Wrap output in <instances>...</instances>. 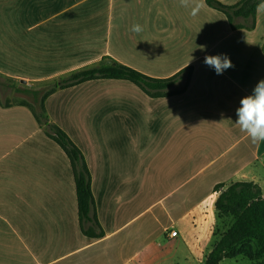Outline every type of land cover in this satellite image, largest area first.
I'll use <instances>...</instances> for the list:
<instances>
[{"label":"crops","instance_id":"obj_1","mask_svg":"<svg viewBox=\"0 0 264 264\" xmlns=\"http://www.w3.org/2000/svg\"><path fill=\"white\" fill-rule=\"evenodd\" d=\"M195 2L0 0V74L12 80H53L104 57L160 79L191 67L187 87L167 96L98 78L45 99L48 120L83 154L99 238L81 231L64 151L28 107L0 103V264H178L185 249L203 264L195 253L214 238L204 212L214 211L213 186L256 182L263 166L264 141L234 122L264 79V1L252 30L232 29L205 0L193 16ZM217 54L234 67L217 75L204 64ZM59 94L70 102L50 108Z\"/></svg>","mask_w":264,"mask_h":264},{"label":"trees","instance_id":"obj_2","mask_svg":"<svg viewBox=\"0 0 264 264\" xmlns=\"http://www.w3.org/2000/svg\"><path fill=\"white\" fill-rule=\"evenodd\" d=\"M262 1L264 0H238L234 4H224L217 0H205V3L222 12L232 29L252 30L256 24V9ZM262 51L264 52V43ZM184 72L185 77H182ZM0 76L8 78L2 74ZM190 76L191 67H187L171 77L153 78L136 68L104 57L95 65L70 71L63 77L51 80L39 99L38 91H32L33 100L38 101V110L25 103H18L30 109L37 125L44 128L46 135L53 139L68 157L74 180L78 223L87 237L99 238L104 235L96 217L91 176L80 149L62 129L48 120L44 109L45 99L57 89L98 78L127 80L149 96H167L183 91L190 81ZM179 79H183V87L176 89L174 85ZM213 192L217 194L214 200L216 216L221 219L229 218L230 223L204 257V264H218L225 258L237 257L252 262L260 258V264H264V195L261 187L252 180L232 179L214 185Z\"/></svg>","mask_w":264,"mask_h":264},{"label":"rangeland","instance_id":"obj_3","mask_svg":"<svg viewBox=\"0 0 264 264\" xmlns=\"http://www.w3.org/2000/svg\"><path fill=\"white\" fill-rule=\"evenodd\" d=\"M51 82V80L47 81H39L35 83H28L26 81H17L12 80L8 78H3L0 76V102L2 104H18V103H25L29 107H33L34 110H38V101L33 100L32 91H38V97L39 99L40 95L43 94L44 89L47 87V85ZM128 87L132 86L128 81H123ZM67 94H59L58 96H55V98L52 99V102L50 104V108L53 109H59L58 106H61L63 103H69L71 98H67ZM59 99V100H58ZM63 106H65L63 104ZM69 116L71 117L70 113ZM122 116V115H121ZM127 122V119L126 121ZM263 166H259L258 164L253 167V169L256 168V170H260V177L256 183L261 187L262 191L264 192V157H263ZM206 215H210L211 220L214 222L213 227V234L214 238L211 236L209 243L207 244V248L203 250V253L199 250H196L195 257L202 260L207 253L210 251V246L212 247L215 240H217L220 236V234L225 231L227 226L230 223L229 218H218L214 211L211 212V209L204 210ZM194 237H190V240L192 241ZM206 242V241H204ZM202 253V254H200ZM203 255V256H202ZM203 257V258H202ZM205 260V258H204ZM261 259L257 258L255 262L249 261L243 257H237L233 259L225 258L221 260L218 264H260ZM178 264H200L196 262V259H192L187 254L186 249L183 251L182 255L177 259ZM204 264V261H202Z\"/></svg>","mask_w":264,"mask_h":264},{"label":"clouds","instance_id":"obj_4","mask_svg":"<svg viewBox=\"0 0 264 264\" xmlns=\"http://www.w3.org/2000/svg\"><path fill=\"white\" fill-rule=\"evenodd\" d=\"M189 4L190 0H180V5L183 7H188ZM202 7L203 0L195 2L191 8V14L197 15ZM131 30L138 33L142 28L135 24ZM191 59L193 58L191 57ZM204 64L214 69L217 75H221L224 70L234 67L226 54L206 55ZM234 123L250 137L253 143L264 141V79L257 82L251 94L240 99Z\"/></svg>","mask_w":264,"mask_h":264},{"label":"built area","instance_id":"obj_5","mask_svg":"<svg viewBox=\"0 0 264 264\" xmlns=\"http://www.w3.org/2000/svg\"><path fill=\"white\" fill-rule=\"evenodd\" d=\"M176 234H177L176 230H171V231L168 233V235H169L170 237L176 236Z\"/></svg>","mask_w":264,"mask_h":264}]
</instances>
